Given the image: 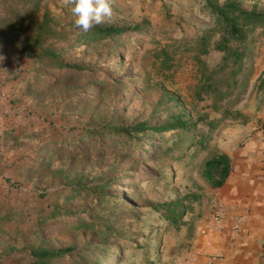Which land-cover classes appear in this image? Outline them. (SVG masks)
<instances>
[{
	"label": "rangeland",
	"instance_id": "374dc122",
	"mask_svg": "<svg viewBox=\"0 0 264 264\" xmlns=\"http://www.w3.org/2000/svg\"><path fill=\"white\" fill-rule=\"evenodd\" d=\"M239 1L246 8L256 4L264 10V0ZM27 2L0 0V18L27 7ZM44 6L62 25L74 23L71 5L63 0H46ZM106 23L142 29L86 46L71 33L50 42L65 49L66 62L81 70L51 69L12 47H0L5 57L0 69L7 73L0 71V264H29L27 249L40 246L76 249L52 264H169L184 252L183 242L179 244L183 229L201 218L202 191L195 179L201 177L203 156L157 160L153 148L161 135L126 142L79 137L82 128L101 130L104 123L128 125L145 119L159 125L169 107L172 113L203 118L195 131L210 133L214 149L224 129L262 126L257 117L264 93L255 90L262 37L256 38L253 59L240 76L238 100L220 103L248 121L226 120L212 131L206 123L219 121L223 111L215 110L210 98H195L199 70L186 50L213 24L204 1L114 0L113 17ZM161 50L171 57L169 70L161 65ZM221 57L212 51L201 59L213 69ZM172 95L179 102L170 100ZM66 172L102 185L101 210L95 209L90 193L70 194ZM192 195L198 200L188 199ZM175 201H184L188 210L172 225L153 207ZM80 219L117 234L86 231L77 224Z\"/></svg>",
	"mask_w": 264,
	"mask_h": 264
},
{
	"label": "trees",
	"instance_id": "16d2710c",
	"mask_svg": "<svg viewBox=\"0 0 264 264\" xmlns=\"http://www.w3.org/2000/svg\"><path fill=\"white\" fill-rule=\"evenodd\" d=\"M27 7L20 11H13L8 16L0 18V47H12L22 56H26L46 67L57 70H81L77 65L69 64L65 60L66 50L51 45V41L63 38L71 33L77 36L82 46L94 42H103L117 37L128 31H141L142 25L133 27H118L104 23L95 26L88 33L77 29L74 23L62 25L60 18L52 15L44 6L46 0H27ZM206 9L213 19V24L202 31L193 41L187 51L192 52L193 59L199 70V81L195 91V98L203 100L210 98L215 110L222 109L221 102L235 103L239 96L240 76L246 68V62L253 59L254 46L257 37L264 38V10L258 9L256 4L246 8L239 0H203ZM26 8V9H25ZM222 54L220 63L213 69L202 61L201 56L210 52ZM163 69L169 70L171 57L165 51H160ZM257 93H264V75H260L255 85ZM168 96V93H165ZM238 94V95H237ZM172 101L179 102L172 95ZM163 104L158 101V106ZM175 105V104H174ZM166 106V105H165ZM176 106V105H175ZM155 109V113H156ZM164 121L159 125H151L150 119L137 121L128 125H113L104 123L97 127H84L80 136L114 137L131 142L136 139L161 135L162 141L155 149V159L181 161L187 156L199 158L203 156L200 165V176L212 189L222 187L231 171V160L225 153L213 151L210 148L212 135L195 131L201 119H193L185 111L172 113L169 107H165ZM223 115L219 121H208V127L214 131L216 125L230 120L237 123H246L248 118L239 111L222 109ZM187 149V150H186ZM186 150V151H185ZM64 180L70 188V194L77 196L81 193H90L95 209L103 206L105 192L99 190L102 185L96 181H89L88 177L68 175ZM191 201L198 200V196L188 197ZM125 203V201H123ZM158 212H164L163 217L172 225L178 223L182 213L187 212L188 207L184 201H175L157 204L153 207ZM191 209V208H190ZM77 224H83L85 230H94L102 235L117 233L109 227H98L89 219H80ZM29 264H52L58 259L65 258L76 251L73 246L64 248L37 247L28 248Z\"/></svg>",
	"mask_w": 264,
	"mask_h": 264
},
{
	"label": "crops",
	"instance_id": "0c3cea01",
	"mask_svg": "<svg viewBox=\"0 0 264 264\" xmlns=\"http://www.w3.org/2000/svg\"><path fill=\"white\" fill-rule=\"evenodd\" d=\"M261 51L257 78L264 75V48ZM257 118L262 126L249 123L217 135L212 150L229 156L231 171L217 189L202 177L195 179L202 191L201 218L194 227H184L179 244L183 242L185 250L169 264H264V103ZM215 204L223 205L218 231L212 227Z\"/></svg>",
	"mask_w": 264,
	"mask_h": 264
},
{
	"label": "clouds",
	"instance_id": "9594fccd",
	"mask_svg": "<svg viewBox=\"0 0 264 264\" xmlns=\"http://www.w3.org/2000/svg\"><path fill=\"white\" fill-rule=\"evenodd\" d=\"M65 6L71 5L74 25L83 33H88L95 26L111 21L114 0H63ZM5 57L0 55V63ZM0 71L6 73L5 70ZM7 74V73H6Z\"/></svg>",
	"mask_w": 264,
	"mask_h": 264
},
{
	"label": "built area",
	"instance_id": "2783aa9c",
	"mask_svg": "<svg viewBox=\"0 0 264 264\" xmlns=\"http://www.w3.org/2000/svg\"><path fill=\"white\" fill-rule=\"evenodd\" d=\"M263 157H264V151H263ZM222 218H223V205L215 204V206H213V225L212 227H215V230L217 231L221 229Z\"/></svg>",
	"mask_w": 264,
	"mask_h": 264
}]
</instances>
